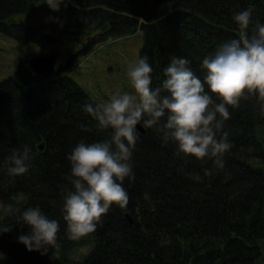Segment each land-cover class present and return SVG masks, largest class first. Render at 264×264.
Listing matches in <instances>:
<instances>
[{
  "label": "trees",
  "instance_id": "trees-1",
  "mask_svg": "<svg viewBox=\"0 0 264 264\" xmlns=\"http://www.w3.org/2000/svg\"><path fill=\"white\" fill-rule=\"evenodd\" d=\"M246 8L253 9L254 22H264V0H64L58 10L46 0H0V34L14 38L21 55L15 75L0 80V224L11 228L0 233V264H263L264 114L254 95L230 109L224 130L232 146L223 169L204 176L211 161L177 156L173 143L138 127L135 180L124 181L128 205H113L95 231L75 240L67 236L62 213L67 154L80 139L110 132L96 128L81 107L97 102L69 75L75 60L107 38L138 33L139 56L148 53L154 84L173 54L191 59L202 76L200 58L239 35L233 13ZM36 14L50 16L47 27L29 19ZM70 36L87 41L65 52L53 74L37 75L27 65L32 54L25 46L40 40L52 47ZM25 145L31 148L29 170L8 176V157ZM195 172L203 179L193 180ZM28 205L60 222L57 244L47 252L18 240L30 231L20 216ZM85 244L81 258L72 259L70 251Z\"/></svg>",
  "mask_w": 264,
  "mask_h": 264
},
{
  "label": "clouds",
  "instance_id": "clouds-1",
  "mask_svg": "<svg viewBox=\"0 0 264 264\" xmlns=\"http://www.w3.org/2000/svg\"><path fill=\"white\" fill-rule=\"evenodd\" d=\"M46 2L58 10L64 0ZM233 20L239 35L218 43L200 58L202 76L193 69L191 59L173 54L163 68L164 78L154 84V68L144 53L128 68L133 91L116 90L104 101L81 105L94 117L96 128L110 132L103 139H80L67 154L70 169L62 190V213L69 239L95 231L113 205H128L124 181L135 180L133 154L138 125L152 129L164 143H173L177 156L195 157L202 164L211 161L212 167L202 169L204 176L224 168V156L232 146L224 130L230 109L254 95L264 114V22L253 21L252 8L234 12ZM30 159V146L14 150L8 157V176L26 173ZM190 175L195 181L203 179L200 172ZM7 208L12 211L13 205ZM20 216L30 231L19 234L18 240L29 250L47 252L57 244L58 219L39 205L24 207ZM10 229L0 224V233Z\"/></svg>",
  "mask_w": 264,
  "mask_h": 264
},
{
  "label": "rangeland",
  "instance_id": "rangeland-1",
  "mask_svg": "<svg viewBox=\"0 0 264 264\" xmlns=\"http://www.w3.org/2000/svg\"><path fill=\"white\" fill-rule=\"evenodd\" d=\"M49 17L48 14H36L29 19L40 27H47L51 20ZM24 18L26 17L24 16ZM142 40V34L137 33L130 35V37L107 38L106 41L97 43L90 50L92 53L85 54L82 56L83 58L78 59L73 68L72 76L100 102L108 99L110 93L116 90L133 91L127 73L130 64L140 58L138 47L142 44ZM39 41L33 45L25 46L23 49L25 53H45L46 47L44 45L46 43L43 44ZM60 41L59 45L52 46L58 48L61 54L59 62L65 60V54L68 51L74 47H79L81 43H85L87 40L84 37L83 39H76L75 36H70ZM18 44L14 38L0 34V80H3L5 76L15 75L18 58L21 56L19 55ZM1 210L2 207L0 206ZM87 245H81L78 249L70 251L71 258L80 259L82 254L87 251ZM3 258L4 254L0 252V262L4 261ZM261 263L264 264V258Z\"/></svg>",
  "mask_w": 264,
  "mask_h": 264
},
{
  "label": "water",
  "instance_id": "water-1",
  "mask_svg": "<svg viewBox=\"0 0 264 264\" xmlns=\"http://www.w3.org/2000/svg\"><path fill=\"white\" fill-rule=\"evenodd\" d=\"M57 54H50L49 56H40L33 57L29 60L30 66L32 69L41 74V75H50L55 68ZM141 131H144L141 125H138ZM42 146V144H41ZM40 146V147H41Z\"/></svg>",
  "mask_w": 264,
  "mask_h": 264
}]
</instances>
